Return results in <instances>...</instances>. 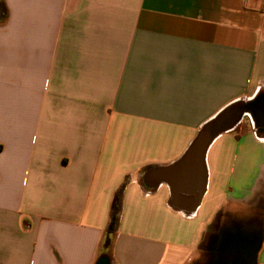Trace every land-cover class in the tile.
I'll use <instances>...</instances> for the list:
<instances>
[{
    "label": "crops",
    "instance_id": "crops-1",
    "mask_svg": "<svg viewBox=\"0 0 264 264\" xmlns=\"http://www.w3.org/2000/svg\"><path fill=\"white\" fill-rule=\"evenodd\" d=\"M1 6L0 264H95L115 203L109 264H201L264 212V0Z\"/></svg>",
    "mask_w": 264,
    "mask_h": 264
},
{
    "label": "flooded vegetation",
    "instance_id": "flooded-vegetation-1",
    "mask_svg": "<svg viewBox=\"0 0 264 264\" xmlns=\"http://www.w3.org/2000/svg\"><path fill=\"white\" fill-rule=\"evenodd\" d=\"M261 218L241 217L229 221L210 240L203 264H258L262 250L264 224ZM233 241L230 247L226 245Z\"/></svg>",
    "mask_w": 264,
    "mask_h": 264
},
{
    "label": "water",
    "instance_id": "water-1",
    "mask_svg": "<svg viewBox=\"0 0 264 264\" xmlns=\"http://www.w3.org/2000/svg\"><path fill=\"white\" fill-rule=\"evenodd\" d=\"M223 130H224V123L220 122L219 119L215 120V121L209 123L208 125H206L205 127H203V129L199 132L196 139L192 143L187 155L185 156V158L183 159L182 162L185 163L188 160V158L195 155L196 157L201 159V163L203 165L205 153H206L209 145L211 144L213 139L219 133H221ZM202 193H203V191H202ZM202 193H201V195H202ZM197 206L198 205H195V208ZM232 242L229 241L226 245H228L230 247L233 243H235V242H233V243ZM95 264H109V261H108V258L106 256H102L96 261ZM213 264H216V263L214 262Z\"/></svg>",
    "mask_w": 264,
    "mask_h": 264
},
{
    "label": "trees",
    "instance_id": "trees-1",
    "mask_svg": "<svg viewBox=\"0 0 264 264\" xmlns=\"http://www.w3.org/2000/svg\"><path fill=\"white\" fill-rule=\"evenodd\" d=\"M2 6L0 7V13H3ZM120 204L115 203L112 205L111 208V214H110V219H109V224L106 229V234H105V239L103 241L101 250H100V255L99 256H105L107 254V249L110 241V234L114 233L117 227V223L119 220V215H120ZM109 234V235H108Z\"/></svg>",
    "mask_w": 264,
    "mask_h": 264
},
{
    "label": "rangeland",
    "instance_id": "rangeland-1",
    "mask_svg": "<svg viewBox=\"0 0 264 264\" xmlns=\"http://www.w3.org/2000/svg\"><path fill=\"white\" fill-rule=\"evenodd\" d=\"M255 216L258 217V218L263 219L262 220V223L264 224V212H260V213L259 212H256ZM205 261H206V258H205V260L203 262L201 261L200 263L202 264ZM258 264H264V253L259 258Z\"/></svg>",
    "mask_w": 264,
    "mask_h": 264
}]
</instances>
